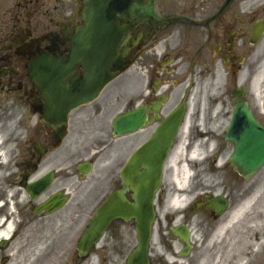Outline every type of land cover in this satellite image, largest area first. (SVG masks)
I'll return each instance as SVG.
<instances>
[{
    "label": "flooded vegetation",
    "instance_id": "af4514ba",
    "mask_svg": "<svg viewBox=\"0 0 264 264\" xmlns=\"http://www.w3.org/2000/svg\"><path fill=\"white\" fill-rule=\"evenodd\" d=\"M82 10L83 0H0V143L14 149L11 159L0 166V189L14 191L16 202L27 184L36 185L50 176L45 192L35 202L28 198V210L33 213L54 198L65 200L53 214L47 216L45 210L37 218L53 217L68 232L78 227L77 240L113 193L133 202L132 189L121 175L134 157H143L150 149L155 151L154 161L164 156L160 193L166 189L168 163L179 157L177 147L191 125L187 104L195 76L204 79L213 75L215 66L224 68L232 88L239 84L242 102L264 129V72L259 71L264 65V31L258 41H252L255 28L264 27V0L133 3L127 18L116 17L119 25L127 26V41L111 64V72L118 75L103 89H96L99 83L94 79L84 81L80 89L84 77L80 62L62 78L29 76L28 63L41 53L69 56L71 38L83 24ZM78 95L94 99L67 113L52 101ZM181 105L185 114L179 127L163 130V122ZM124 114L132 126H139L116 137L113 124ZM13 123L14 133L9 129ZM167 143L171 145L166 154ZM142 172L143 167L138 174ZM215 188L198 187L203 189L201 197L182 220L170 215L159 222L156 216L153 244L165 250L169 261L194 264L190 258L197 253L196 233L206 241L224 217L207 209L210 198L222 196L214 194ZM223 196L229 208L231 196ZM4 215L2 209L0 218ZM127 224L135 229L133 221L117 219L105 234ZM177 228L188 233L187 257H181L187 246L173 235ZM74 260L75 264L85 261L76 249Z\"/></svg>",
    "mask_w": 264,
    "mask_h": 264
},
{
    "label": "rangeland",
    "instance_id": "374dc122",
    "mask_svg": "<svg viewBox=\"0 0 264 264\" xmlns=\"http://www.w3.org/2000/svg\"><path fill=\"white\" fill-rule=\"evenodd\" d=\"M259 71L264 72V65ZM192 82L193 93L189 104V122L191 125L187 136L179 144L182 151L178 154L179 157L174 160L178 170V178L183 173V167L190 177L184 190L179 191L172 179L173 169L169 167L163 183L166 189L162 190L159 199L155 201L157 220L163 222V218L169 214L178 215L182 220L183 214L189 211L195 199L201 197L202 190H197L198 187L208 189L211 186H216L217 188L213 190L215 194H230L232 205L228 215H226L229 221L248 201L257 197L255 204L240 218H233V223L225 229L224 234L220 237L217 234L219 228L208 232L209 237L206 241L199 238L200 236L196 233L197 253L190 258V261H193L194 264H201L204 261L205 264H263L264 225L262 230H258L260 227L253 229L250 219L255 213L264 210V168L250 182L242 183L228 164V158L233 147L224 142L225 130L232 116V83L227 71L221 66L214 67V73L211 77L207 76L202 79L195 76ZM9 129L10 132L14 133L16 129L14 123ZM206 139L211 143V148L214 149L212 157H209V152L206 151L203 154V156L205 154L207 156L204 161L191 160L189 155L194 147L199 141ZM13 153L14 151L5 154L6 161L8 158L11 159ZM175 195L186 197V203L179 211L172 209L169 204ZM28 207L27 197L21 192L19 201L14 204L13 211L10 212L13 222L10 239H0V264H10L14 254L20 258L23 247L30 253L32 252L25 258L24 264H75V247L79 228H74L72 232H68V228L63 227L53 217L37 218L28 210ZM227 222L225 220V223ZM242 228L245 229L244 234L249 238H259V245L248 251L242 261L234 263L227 260V251L234 236L238 235ZM135 237L136 233L132 224L114 226L108 230L91 252V256L82 264H123V260L136 246ZM149 254L150 259L154 260L152 264H158L157 261L159 264H167L165 250L158 244L154 246L153 241Z\"/></svg>",
    "mask_w": 264,
    "mask_h": 264
},
{
    "label": "water",
    "instance_id": "95a60500",
    "mask_svg": "<svg viewBox=\"0 0 264 264\" xmlns=\"http://www.w3.org/2000/svg\"><path fill=\"white\" fill-rule=\"evenodd\" d=\"M148 0H84L83 22L84 25L76 30L71 38V50L69 59L66 57L53 58L51 55L41 54L35 61L29 62L28 74L31 75H54L58 78L65 77L72 69L74 63H82L84 66V77L79 82L81 88L84 81L97 80L99 83L98 91L115 78L116 73H110L111 63L116 59L121 47L127 40V27L119 26L115 20L116 15L127 18L131 4H143ZM261 33L257 29L254 38H258ZM44 89V88H43ZM234 99V110L230 126L225 134V140L234 145V150L230 155L229 162L233 170L244 179H251L264 166V130L253 118L248 106L239 103L242 99L240 91L232 93ZM92 98L78 95L72 97L53 98L55 106L67 111L82 104L88 103ZM184 114V107H180L167 119L162 129L167 130L170 126L176 127L180 124ZM65 117V116H63ZM127 118L122 117L114 123L117 135L130 133L135 129L126 126ZM166 145V152L169 148ZM155 151H147L142 160H133L126 171L123 173L125 186L129 185L133 191L134 203L129 204L124 200L123 194L114 193L104 206L98 210L94 219L88 224L81 241L77 246L79 256L85 257L92 245L102 236L108 225L114 219H122L127 222L131 219L135 221L137 232V247L132 251L126 264H149L147 249L151 236V226L154 221L155 213L153 209V198L159 188L161 168L164 156L154 161L151 155ZM144 167L145 172L138 175L139 167ZM51 183L50 179H43L38 183L37 188L26 186V192L31 200H35L37 195L43 192ZM53 203V202H52ZM61 200H55L52 206L62 204ZM48 206V205H46ZM209 209L222 214L226 208V202L222 198L211 200ZM50 209L48 212H51ZM183 231H176L175 235L188 243L187 236ZM188 249L182 255H187Z\"/></svg>",
    "mask_w": 264,
    "mask_h": 264
},
{
    "label": "bare ground",
    "instance_id": "6f19581e",
    "mask_svg": "<svg viewBox=\"0 0 264 264\" xmlns=\"http://www.w3.org/2000/svg\"><path fill=\"white\" fill-rule=\"evenodd\" d=\"M259 81V80H258ZM258 81L255 82V86L257 87L258 85ZM197 148L195 147L190 156L191 160H197L199 158V154L196 150ZM182 148L179 147L178 148V152L177 154L181 153ZM170 168L172 167L173 169V174H172V179L174 182L175 187L179 190V191H183L184 187L186 185L187 180L189 179V175L186 172V169L183 167L182 168V175L180 176V178H178V170L176 168V165L174 163V159L172 161H170L169 165ZM257 197L253 198L252 201H248L242 208H240L232 217L231 220L229 221V219H227L228 216L225 215V217L222 219L220 226H219V230H218V235L219 237L221 235L224 234V231L227 227L230 226L231 223H233V218H240L241 215H243L253 204H255ZM186 203V197L183 199H173L170 202V207L172 209H174L175 211H179L183 208L184 204ZM228 215V214H227ZM225 220H227L228 222L225 223ZM226 225H225V224ZM250 223L252 224V228L256 229L259 228L258 230H262V226L264 225V210H261L257 213H255L254 215L251 216L250 219ZM1 225V222H0ZM13 230V222L7 224L5 226V228L0 229V239L1 240H8L11 233ZM245 229L242 228L241 231H239L238 235L234 236L233 241L230 243L229 245V249L227 251V260L228 261H232L234 263H238L240 261H242V259L244 258L245 255H247L248 251H250L252 248H255L259 245V238H254L251 237L249 238L248 236H246L245 234ZM36 242V241H35ZM22 254L20 256V258L17 257L16 254H14V256H12L13 260H11L10 264H24L25 263V258L27 256H29L30 251H28L25 247H23L21 249ZM22 258V259H21ZM206 262H202L201 264H205Z\"/></svg>",
    "mask_w": 264,
    "mask_h": 264
}]
</instances>
